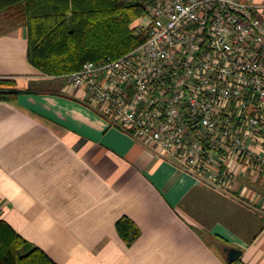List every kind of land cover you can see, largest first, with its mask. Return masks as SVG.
I'll return each instance as SVG.
<instances>
[{
	"label": "crops",
	"instance_id": "1",
	"mask_svg": "<svg viewBox=\"0 0 264 264\" xmlns=\"http://www.w3.org/2000/svg\"><path fill=\"white\" fill-rule=\"evenodd\" d=\"M28 48L23 22L0 29V78L22 92L0 102V214L15 231L58 264H264V181L240 177L234 197L199 183L42 75ZM124 217L141 231L131 246Z\"/></svg>",
	"mask_w": 264,
	"mask_h": 264
},
{
	"label": "built area",
	"instance_id": "2",
	"mask_svg": "<svg viewBox=\"0 0 264 264\" xmlns=\"http://www.w3.org/2000/svg\"><path fill=\"white\" fill-rule=\"evenodd\" d=\"M263 9L253 0H150L135 27L140 46L63 78L111 125L234 197L240 177L264 181Z\"/></svg>",
	"mask_w": 264,
	"mask_h": 264
},
{
	"label": "trees",
	"instance_id": "3",
	"mask_svg": "<svg viewBox=\"0 0 264 264\" xmlns=\"http://www.w3.org/2000/svg\"><path fill=\"white\" fill-rule=\"evenodd\" d=\"M149 1L0 0V20L23 22L29 63L44 76L63 78L88 62L116 60L140 46L144 37L135 27ZM21 93L14 79L0 78V102H14ZM117 230L129 246L141 235L127 217L118 221ZM0 264L58 263L26 241L0 214Z\"/></svg>",
	"mask_w": 264,
	"mask_h": 264
},
{
	"label": "water",
	"instance_id": "4",
	"mask_svg": "<svg viewBox=\"0 0 264 264\" xmlns=\"http://www.w3.org/2000/svg\"><path fill=\"white\" fill-rule=\"evenodd\" d=\"M228 255H229L228 261L230 263H232V262L236 261L240 257L241 252L236 250V249H231V250H229V254Z\"/></svg>",
	"mask_w": 264,
	"mask_h": 264
},
{
	"label": "rangeland",
	"instance_id": "5",
	"mask_svg": "<svg viewBox=\"0 0 264 264\" xmlns=\"http://www.w3.org/2000/svg\"><path fill=\"white\" fill-rule=\"evenodd\" d=\"M13 22L10 21H6L4 22V20H0V29H5L7 27H9Z\"/></svg>",
	"mask_w": 264,
	"mask_h": 264
}]
</instances>
